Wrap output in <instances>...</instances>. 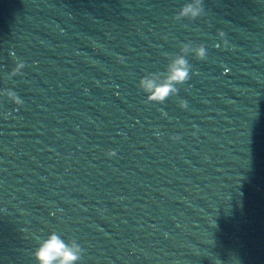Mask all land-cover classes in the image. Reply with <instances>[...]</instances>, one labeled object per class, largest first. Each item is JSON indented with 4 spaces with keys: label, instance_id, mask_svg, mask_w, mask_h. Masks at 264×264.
Returning <instances> with one entry per match:
<instances>
[{
    "label": "clouds",
    "instance_id": "1",
    "mask_svg": "<svg viewBox=\"0 0 264 264\" xmlns=\"http://www.w3.org/2000/svg\"><path fill=\"white\" fill-rule=\"evenodd\" d=\"M194 4L195 6L193 4H185L175 18L189 17L195 20L203 11V0H194ZM182 51H187V47L182 49ZM196 57L198 60L206 59L203 45L196 49ZM190 70L191 65L188 61L183 56H177L172 63L167 65V74L162 83H157L159 74L149 73L141 77L138 87L146 94V102L163 104L170 96L178 94L179 88L176 85H183L191 79ZM8 95L13 98L16 104H23V100L15 92H9ZM179 107L186 109L188 107L187 101L181 99ZM172 139L179 140L180 137L177 135L173 136ZM106 155L112 157L116 153L110 150ZM82 252V247L75 239L71 242H65L58 234L53 233L39 245L34 257L38 264H77L82 258Z\"/></svg>",
    "mask_w": 264,
    "mask_h": 264
}]
</instances>
